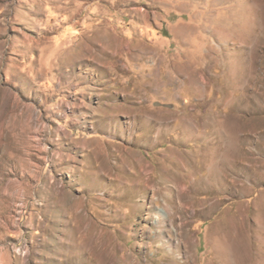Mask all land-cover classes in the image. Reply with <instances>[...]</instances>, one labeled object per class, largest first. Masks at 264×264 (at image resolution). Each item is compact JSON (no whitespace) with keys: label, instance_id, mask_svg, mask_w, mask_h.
<instances>
[{"label":"rangeland","instance_id":"obj_1","mask_svg":"<svg viewBox=\"0 0 264 264\" xmlns=\"http://www.w3.org/2000/svg\"><path fill=\"white\" fill-rule=\"evenodd\" d=\"M0 264H264V0H0Z\"/></svg>","mask_w":264,"mask_h":264},{"label":"bare ground","instance_id":"obj_2","mask_svg":"<svg viewBox=\"0 0 264 264\" xmlns=\"http://www.w3.org/2000/svg\"><path fill=\"white\" fill-rule=\"evenodd\" d=\"M203 166V165H202ZM201 166V167H202ZM193 167V166H192ZM183 226V225H182ZM178 230V229H177ZM178 234H179V240H180V242H179V244H181V243H185L186 241H185V237H186V235H187V232L184 230V229H180V231H178ZM160 236V235H159ZM162 238V237H161ZM170 239H171V237H169ZM169 240V239H168ZM168 242V241H167ZM166 242V243H167ZM170 242H172V239H171V241ZM174 245V244H173ZM172 245V246H173ZM172 248H174V247H172ZM134 262H135V260H134Z\"/></svg>","mask_w":264,"mask_h":264}]
</instances>
